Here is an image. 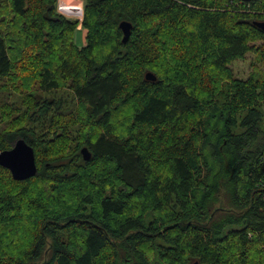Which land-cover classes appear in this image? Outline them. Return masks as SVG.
I'll return each mask as SVG.
<instances>
[{
	"label": "trees",
	"instance_id": "obj_1",
	"mask_svg": "<svg viewBox=\"0 0 264 264\" xmlns=\"http://www.w3.org/2000/svg\"><path fill=\"white\" fill-rule=\"evenodd\" d=\"M83 1L0 0V264H264V0Z\"/></svg>",
	"mask_w": 264,
	"mask_h": 264
},
{
	"label": "water",
	"instance_id": "obj_2",
	"mask_svg": "<svg viewBox=\"0 0 264 264\" xmlns=\"http://www.w3.org/2000/svg\"><path fill=\"white\" fill-rule=\"evenodd\" d=\"M255 24L264 30V21H257ZM120 27L124 33L123 41L127 42L131 36L132 24L128 21H123ZM146 78L148 80H156L157 76L153 72H148ZM82 153L86 160L92 156L87 147L82 149ZM0 165L8 168L16 180L28 179L36 176L38 173L35 149L24 138H19L11 148L0 152Z\"/></svg>",
	"mask_w": 264,
	"mask_h": 264
},
{
	"label": "rangeland",
	"instance_id": "obj_3",
	"mask_svg": "<svg viewBox=\"0 0 264 264\" xmlns=\"http://www.w3.org/2000/svg\"><path fill=\"white\" fill-rule=\"evenodd\" d=\"M68 1H72L70 4H74L75 2H81V0H67ZM75 1V2H73ZM82 7L84 9V2L82 3ZM59 10V8H58ZM60 12V11H59ZM64 15H66L68 18H71L73 20H78L80 22L79 24V29L76 34H75V40L77 42L78 45L83 46V44L86 42V35H87V29H84L82 26V21H83V17H84V10L82 12L81 15L79 14H73V13H67V12H62ZM262 42L258 41L257 44H261ZM256 54L254 52H249L245 58L243 59H238L236 61H233L231 63V68L233 69L235 75L239 78H243L246 79L250 76L254 66H253V62L255 60ZM264 67V65H263ZM224 198V196H222ZM223 203L225 204V206H228L225 198L223 200Z\"/></svg>",
	"mask_w": 264,
	"mask_h": 264
},
{
	"label": "built area",
	"instance_id": "obj_4",
	"mask_svg": "<svg viewBox=\"0 0 264 264\" xmlns=\"http://www.w3.org/2000/svg\"><path fill=\"white\" fill-rule=\"evenodd\" d=\"M82 1L83 0H81V2L80 3H82ZM74 6V4H68L67 2H66V0H59V3H58V8H59V11L61 12H67V13H69L68 12V10L67 9H69L70 7H73ZM81 8V10H82V12H83V7H80Z\"/></svg>",
	"mask_w": 264,
	"mask_h": 264
},
{
	"label": "bare ground",
	"instance_id": "obj_5",
	"mask_svg": "<svg viewBox=\"0 0 264 264\" xmlns=\"http://www.w3.org/2000/svg\"><path fill=\"white\" fill-rule=\"evenodd\" d=\"M71 2L72 1H68L67 3L70 4ZM73 2H75V1H73ZM79 3L80 2H78V1L75 2L73 7H70L69 9H67L68 12L73 13V14H79V15H81L82 14V10H81L80 7H82V4L81 3L79 4Z\"/></svg>",
	"mask_w": 264,
	"mask_h": 264
},
{
	"label": "crops",
	"instance_id": "obj_6",
	"mask_svg": "<svg viewBox=\"0 0 264 264\" xmlns=\"http://www.w3.org/2000/svg\"><path fill=\"white\" fill-rule=\"evenodd\" d=\"M82 3H83V1H82ZM82 3H81V4H82ZM79 4H80V3H79Z\"/></svg>",
	"mask_w": 264,
	"mask_h": 264
}]
</instances>
